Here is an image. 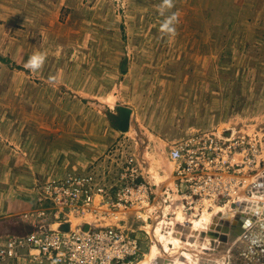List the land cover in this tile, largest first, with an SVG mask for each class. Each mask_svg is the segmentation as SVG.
Listing matches in <instances>:
<instances>
[{
	"label": "rangeland",
	"instance_id": "rangeland-1",
	"mask_svg": "<svg viewBox=\"0 0 264 264\" xmlns=\"http://www.w3.org/2000/svg\"><path fill=\"white\" fill-rule=\"evenodd\" d=\"M162 3L0 0L1 240L67 221L54 220L50 211L37 219L26 215L40 207L36 199L49 178L93 172L113 183L136 154L155 199L144 218L136 219L133 209L127 213L142 253L122 264H151L148 255L157 242L161 249L173 247L164 252L167 264H231V255L236 264L256 262L252 255L233 254L229 240L221 239L214 250L175 249L168 239L177 230L192 242L201 239L196 231L189 236L188 226L215 211L202 229L216 224L220 235L223 226L240 222L239 213L246 214L239 208L244 191L260 188L264 0H173L170 9ZM174 13L179 22L170 36L161 25ZM34 53L46 58L31 71L25 64ZM123 106L133 110L126 131L119 126ZM191 137L202 142L189 146L200 156L199 168L182 180L170 151ZM96 143L101 154L88 156L99 151L85 145ZM76 145L84 150L81 160H66ZM20 251V258L0 256V264H33L29 250Z\"/></svg>",
	"mask_w": 264,
	"mask_h": 264
},
{
	"label": "built area",
	"instance_id": "built-area-1",
	"mask_svg": "<svg viewBox=\"0 0 264 264\" xmlns=\"http://www.w3.org/2000/svg\"><path fill=\"white\" fill-rule=\"evenodd\" d=\"M200 141L196 137L180 140L170 151L178 161L182 180L193 178L190 171L199 168L200 156L189 146L202 145ZM141 166L136 154L130 156L113 183L93 172L49 178L37 198L40 207L26 215L37 219L50 211L54 220L67 219L70 230L56 229L64 222L58 221L42 232L8 236L0 239V256L20 258V250L26 248L33 264H122L137 259L142 245L127 223V213L133 209L136 219L144 218L143 212L151 209L155 199L152 185L143 179ZM181 195L190 196L184 192ZM75 218L82 221L74 223ZM113 218L118 219L116 223H112Z\"/></svg>",
	"mask_w": 264,
	"mask_h": 264
},
{
	"label": "bare ground",
	"instance_id": "bare-ground-1",
	"mask_svg": "<svg viewBox=\"0 0 264 264\" xmlns=\"http://www.w3.org/2000/svg\"><path fill=\"white\" fill-rule=\"evenodd\" d=\"M260 171L263 172V169ZM262 176H263V174H262ZM261 185H262V187H261ZM250 186H251V184H250ZM252 186H254V185H252ZM259 186H260V188L256 187L253 189L252 194H249L250 191H247L248 189L246 191H244L245 194L243 197L246 200L243 201L242 203H240L239 208L246 210V214L239 213V214H241L240 217L238 216L240 219V222H239V220H237V222H234L233 226L230 225L231 227L230 226L229 227L223 226L224 221H221L222 224L221 223L220 224L223 227H222V231H219L220 235H218V232H216L218 230L215 231V227H216L215 225L216 224L215 225L212 224L210 226V229L208 227H207L208 228L207 230L202 229L203 227H206V225L208 223L211 222L214 214L217 213V211H215L216 213L215 212H214V214L212 213L213 216L212 215L210 216V213L209 214L204 213L205 216H201L203 218L200 217V219H198V218L194 219L192 224H190V226H188L189 227L188 231H190L189 236H190V233L196 231L197 234L200 233L201 235H203L201 237V239L196 240L194 238L195 241L192 242L189 240L190 238H186L184 236V232L177 230L178 232L172 233V235L169 236L168 241H170L171 243L174 244L175 249H177V247H179L181 245L182 246H185V245L190 246L191 245L192 249H193V247L194 248H196V247L201 248V246L203 248L209 249V248H211L210 245H212V246H214V250H215L216 247H218L217 245H219V241H222L221 239H224V240H229V242L231 241L230 242V245H231L230 250L233 252V254L237 253V252H239V253L243 252V254H246V255L248 254V255H252L253 257H256V259H255L256 262L259 260H262V259L264 260V223H263V221H264V178H262L260 180ZM251 189H252V187H251ZM153 206L154 205H152L151 209L147 210V212H151L153 210ZM219 209L221 210V208H219ZM223 210H224V208L222 209V212H223ZM225 210H227V209H225ZM225 215H226V213H225ZM232 215L227 214V216H232ZM214 218L216 221H219L220 217L216 216ZM226 219L232 220V217L231 218L229 217ZM238 222L240 224H243V223L244 224L241 226H237L236 223H238ZM186 225H189V224H186ZM219 229H220V227H219ZM204 235H207V236H205V238H204ZM163 236L164 235L162 234V237ZM191 237H192V234H191ZM212 237H213V239H211ZM161 240H162V238H161ZM159 246H160L159 242L155 243L153 245V250H152L151 254L148 255L149 257H151V259H154V261L153 260L150 261L151 264H167L168 260L170 259V258H168V255L164 252L171 250L173 247H171L168 244H165L164 247L161 249ZM227 246H226V250L228 251L229 248ZM198 250L201 251L200 249H198ZM260 251H263V252H260ZM192 252H193V250H192ZM231 257H232L231 258V261H232L231 264H236L237 260L234 259L233 255H231ZM199 260H200V258H199ZM145 261H147V260H144V262ZM251 262H252L251 264L256 263L252 260H251ZM147 263H149V262L147 261Z\"/></svg>",
	"mask_w": 264,
	"mask_h": 264
},
{
	"label": "clouds",
	"instance_id": "clouds-1",
	"mask_svg": "<svg viewBox=\"0 0 264 264\" xmlns=\"http://www.w3.org/2000/svg\"><path fill=\"white\" fill-rule=\"evenodd\" d=\"M174 6L173 0H163L162 8H172ZM179 22V17L177 14H172L171 16H168L163 24L161 25V31L170 35L175 36L176 35V28L175 24ZM45 54L44 53H34L25 64V67L31 71H36L40 67H42L44 60H45Z\"/></svg>",
	"mask_w": 264,
	"mask_h": 264
},
{
	"label": "crops",
	"instance_id": "crops-1",
	"mask_svg": "<svg viewBox=\"0 0 264 264\" xmlns=\"http://www.w3.org/2000/svg\"><path fill=\"white\" fill-rule=\"evenodd\" d=\"M99 134V133H98ZM84 142V141H83ZM177 142V141H176ZM176 142H175V144H176ZM174 144V145H175ZM80 146H82V145H76V146H74L73 148H70L69 147V149H68V154H67V157H66V160H69V159H74V160H78V161H80L81 160V158H80V152L81 151H84V150H76L75 149V147H78V148H82V147H80ZM92 146H95V147H92V148H90L89 147V145H85V147H86V149H87V151H89V150H92L93 152H96V151H99V153H94V154H90L89 153V155L88 156H90V157H94V156H97L98 154L100 155L101 154V151H100V148H101V146L102 145H100V143H96V144H94V145H92ZM56 149H57V147H53V149H51L52 151H56ZM86 156V155H85ZM92 161L90 160V161H88V164H90ZM59 163V162H58ZM81 165H83L82 163H81ZM76 166V165H75ZM75 168H77V167H75ZM82 169L81 170H85V169H87V166L85 167V166H82L81 167ZM80 171V170H79ZM84 171H82L81 173H83ZM37 197V194H36V196H35V198ZM36 201H37V199H36ZM24 204H22L21 206H23ZM29 205V204H28ZM34 207V204L33 205H30V209L31 208H33ZM29 209V208H28ZM27 209V210H28Z\"/></svg>",
	"mask_w": 264,
	"mask_h": 264
},
{
	"label": "water",
	"instance_id": "water-1",
	"mask_svg": "<svg viewBox=\"0 0 264 264\" xmlns=\"http://www.w3.org/2000/svg\"><path fill=\"white\" fill-rule=\"evenodd\" d=\"M132 108L129 106H123L121 107V116L122 119L119 120V126L123 131H126L130 128V122H131V115H132ZM264 223V221H263ZM71 228V223L66 221L63 223H58L56 225V229L60 231H69ZM239 229V228H238Z\"/></svg>",
	"mask_w": 264,
	"mask_h": 264
}]
</instances>
